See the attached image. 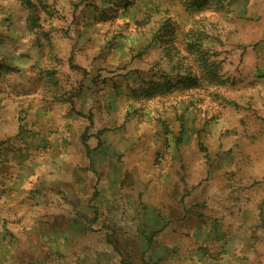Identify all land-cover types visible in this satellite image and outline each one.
<instances>
[{
    "label": "rangeland",
    "instance_id": "rangeland-1",
    "mask_svg": "<svg viewBox=\"0 0 264 264\" xmlns=\"http://www.w3.org/2000/svg\"><path fill=\"white\" fill-rule=\"evenodd\" d=\"M262 36L264 0H0V216L112 264H264ZM159 182L223 230L206 258L194 219L141 235Z\"/></svg>",
    "mask_w": 264,
    "mask_h": 264
},
{
    "label": "crops",
    "instance_id": "crops-1",
    "mask_svg": "<svg viewBox=\"0 0 264 264\" xmlns=\"http://www.w3.org/2000/svg\"><path fill=\"white\" fill-rule=\"evenodd\" d=\"M261 39H264V36ZM258 42H261V40ZM145 211V214L149 213L148 210L145 209ZM150 212L152 213V221L155 223L154 227L151 233L144 232L141 235L154 239L153 244H151L152 247L161 237H179L181 234L177 227H189L190 221L194 219L200 222L201 227L193 230L192 233H190L191 229L182 230L181 233L184 236H192L194 233L199 243L192 249L189 246H183V249L188 253H198L200 259L206 258L205 255L212 251V246L208 245V237L211 236L207 228L208 215L203 214L201 208L200 212L192 211L190 196L185 195L184 192L182 195H180V192L177 193L175 182L158 183L157 197L152 203ZM0 217L2 220L0 223V264H112V248L109 241L104 240L103 245L97 246L93 244V241L89 243L80 241L77 238V236L93 234V231L89 228L88 230L82 229L81 232L77 229L57 232L60 237H67L68 235L65 233L72 236V240H70L72 247L70 248L64 240H56L55 245H52L43 233L32 230L31 226L27 229L25 226L20 229L16 218H11V215ZM222 231L219 230L212 237H220L221 239L224 235V233L220 235ZM103 235H105V232ZM159 242L157 247H160ZM166 250L175 252L179 248L172 244L168 245Z\"/></svg>",
    "mask_w": 264,
    "mask_h": 264
}]
</instances>
